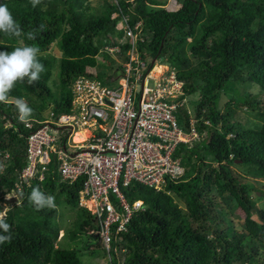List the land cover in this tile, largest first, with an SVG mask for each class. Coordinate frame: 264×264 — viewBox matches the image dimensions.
<instances>
[{"label": "trees", "instance_id": "obj_1", "mask_svg": "<svg viewBox=\"0 0 264 264\" xmlns=\"http://www.w3.org/2000/svg\"><path fill=\"white\" fill-rule=\"evenodd\" d=\"M178 1L168 7L160 0H103L97 12L90 0H41L36 7L31 0H0L22 30L20 37L0 33V51L38 46L45 69L31 85L17 82L0 102V156L9 153L0 160V212L10 226L0 235L11 237L0 243V264H88L80 256L91 240L107 264H264V203L257 201L264 198V0ZM123 19L130 27L141 23V57L161 59L183 81L194 107L176 116L183 126L193 112L197 137L175 149L179 179L160 190L134 181L126 187L128 200H142L145 210L131 216L125 231L112 232L106 249L90 233L96 224L80 204L81 179L61 181L55 156L42 179L18 177L29 133L51 112H73V81L89 76L108 85L118 76L130 48L120 42ZM53 44L58 57L49 52ZM252 85L259 90L250 93ZM15 98L32 109L30 128L18 119ZM241 108L246 123L237 118ZM35 187L54 196V208L35 209L29 202ZM238 209L243 219L236 226Z\"/></svg>", "mask_w": 264, "mask_h": 264}, {"label": "built area", "instance_id": "obj_2", "mask_svg": "<svg viewBox=\"0 0 264 264\" xmlns=\"http://www.w3.org/2000/svg\"><path fill=\"white\" fill-rule=\"evenodd\" d=\"M122 28L120 42L126 39L130 48L115 77L122 78L118 86L103 84L95 77H77L71 84L73 112L57 117L51 112L52 120L40 121L29 133L27 163L18 177L28 182L55 156L61 180L82 178L81 204L99 223L105 247L112 240V230L125 229L141 203L128 201L126 187L134 181L160 190L166 181L179 179L183 168L174 156L175 148L197 137L193 118L184 128L176 117L182 105L177 98L183 94V81L176 70L167 66L160 70L163 65L156 59L149 63L141 57L137 45L145 37L140 22L130 27L123 19ZM25 125L30 128L32 123ZM60 128L65 131L63 137L56 135ZM81 128L88 134L75 141ZM8 156L5 152L0 160L4 162Z\"/></svg>", "mask_w": 264, "mask_h": 264}, {"label": "clouds", "instance_id": "obj_3", "mask_svg": "<svg viewBox=\"0 0 264 264\" xmlns=\"http://www.w3.org/2000/svg\"><path fill=\"white\" fill-rule=\"evenodd\" d=\"M40 2H41V0H31L32 7H36L38 4H40ZM43 27L44 26L41 25L40 30H43ZM0 33H4L5 35H8L10 37H20L22 35V30H21L20 26L13 19L12 14L8 10V7L6 4H0ZM26 35H27V38L29 40H34L36 38L35 33L32 31L28 32ZM39 53H40V48L38 46H34V45H24V46H20V47H15L11 52L0 51V102H7L8 101V99H9L8 94L13 90V88L15 87L17 82H24L26 79L27 83L29 85H31L40 79V74L42 72H44L45 69H44V65L42 63H40L39 60L37 59ZM155 59H156L157 63L160 62L163 66H167L169 68L171 67L166 62H163L161 59L158 60L157 57L152 58V61L154 62ZM152 61L149 60V63H152ZM172 68H174V67H172ZM114 80H115V77L112 79V81H114ZM177 99L180 100L182 105L179 107L176 114L179 111H181V109L187 110L188 113H190V111H192V108L191 109L189 108V99L187 96H184L183 94H181L178 96ZM14 103H15V107L19 113L18 119L21 122H27L29 117L32 114V109L28 106V104L26 103V101L23 98H15ZM191 118H193L195 120V124H196L197 119H196V117H194L193 112L189 116V119H191ZM187 125H189V121L188 122L184 121L183 126L186 127ZM3 153H5V152H3ZM6 153H8V152H6ZM174 153H175V151H174ZM8 155H9V153H8ZM51 156H50V160H51ZM49 162L47 164H49ZM47 164L44 165V167H45L44 170H41L39 168L38 172L36 173V175H34L33 178L37 177L38 179H42L43 178V171H45ZM2 170H3V166L0 165V171H2ZM37 174H39V176H40V174H42V178H39V176ZM58 174H59V170H58ZM59 177H60V175H59ZM33 178H31V179H33ZM60 179H61V177H60ZM80 179H81L80 184H81V188H82V178L81 177H79L73 181H69V180L67 181L66 180L64 182L74 183L76 181H79ZM61 181H63V180H61ZM81 188L78 191L80 204H81V199H80ZM54 200H55L54 196L45 195L38 187L33 188L31 193H30V196H29V202L34 205L36 210H40V209H43L45 207L54 208L55 207ZM135 200H139V201H141V203H140L139 207H137L135 210H133V212L131 213V216L134 213H136L137 211L145 210L144 202L140 199H135ZM135 200H131V201L128 200V201L131 203ZM81 205H83V204H81ZM5 216H6V212H0V229H2L3 232L7 233L9 231L10 226L8 223L5 222V220H4ZM131 216L129 217V220H130ZM94 219H95V217H94ZM129 220H128V222H129ZM95 224H96L95 229H92L90 231V233H95V235H99L100 226H99V223L97 222L96 219H95ZM126 224H125V226H126ZM125 230H126V227L122 231H125ZM112 232H114V231L112 230ZM10 239H11L10 236L0 235V243H4L6 241H9ZM110 243H109L108 247H105L106 249L110 248ZM102 244H103V242H102ZM109 257H110V255H109Z\"/></svg>", "mask_w": 264, "mask_h": 264}, {"label": "rangeland", "instance_id": "obj_4", "mask_svg": "<svg viewBox=\"0 0 264 264\" xmlns=\"http://www.w3.org/2000/svg\"><path fill=\"white\" fill-rule=\"evenodd\" d=\"M160 1H165V5H167L168 7L169 6H173L174 5V3L176 4V3H178L179 1L178 0H160ZM90 3H91V5L93 6V7H95L97 10V12L99 11V9H101V7H99V5L101 6V4L103 3V0H90ZM123 26V22H120L119 23V27H122ZM191 40V39H190ZM50 53H53V54H55V55H57V57H58V55H59V51H58V49H57V45L56 44H53L52 45V47H51V49H50V51H49ZM115 58V57H114ZM101 61H102V63L104 62L105 63V61H103V59H101ZM121 63V62H120ZM118 65V63L116 62V63H113V66H114V68L116 67ZM165 66H161V67H159V69L161 70V69H163ZM114 71L113 70H111L109 73L110 74H112ZM122 78H119L118 80H114V81H111L108 85L109 86H118V84L120 83V81L119 80H121ZM136 88H137V90H140V84H137L136 85ZM52 89H54V87H52ZM242 89H244V87H242ZM259 89H258V87L256 86V85H252V86H250L249 88H248V91L250 92V93H254V92H257ZM229 94L230 93H227V94H223L222 95V97H221V99H220V105L221 106H223V104L226 102V101H228V97H229ZM198 97V93H195L194 95H192L191 96V98L192 99H196ZM194 107V105L192 104V102H189V108L191 109V108H193ZM47 113H49V111L47 112ZM46 118L48 119V120H52V118L50 117V115H46ZM241 122H243V123H246V117H245V114L243 113V111H242V108L240 109V111H239V113H238V117H237ZM251 120H253V121H257V119H255V118H253V117H249ZM97 124L96 123H94L93 124V126H96ZM252 125H253V123H252ZM57 127V126H56ZM80 130V132H78V134L80 135V138L81 139H83L84 137H86V135L88 134V132H87V130L86 129H79ZM56 135L57 136H60V137H63L64 135H65V131H64V129L62 130L61 128L59 129V130H57L56 131ZM258 193V192H257ZM259 194V193H258ZM258 201V204H261V203H264V198H262V199H258L257 200ZM182 206V205H181ZM183 207V206H182ZM67 212V211H66ZM65 212V213H66ZM68 214V213H67ZM236 214L237 215H235V217L233 218L234 219V225H236V226H238V225H240L241 223H242V219H243V212L240 210V209H238L237 211H236ZM239 228V227H238ZM95 242L96 241H92L91 240V242L90 243H93L92 245H91V247L89 248L90 249V251H83L82 252V256H80V258H81V260L83 261V262H86V263H88V264H107V262H108V260L106 259L107 257L106 256H103L102 254H103V252L101 251V249L99 248L100 247V245H99V247H97L96 245H94L95 244ZM99 248V249H98ZM91 250H96V254L94 255V254H89V252H91Z\"/></svg>", "mask_w": 264, "mask_h": 264}, {"label": "bare ground", "instance_id": "obj_5", "mask_svg": "<svg viewBox=\"0 0 264 264\" xmlns=\"http://www.w3.org/2000/svg\"><path fill=\"white\" fill-rule=\"evenodd\" d=\"M74 140L75 141L81 140L80 135L78 133L74 135Z\"/></svg>", "mask_w": 264, "mask_h": 264}, {"label": "water", "instance_id": "obj_6", "mask_svg": "<svg viewBox=\"0 0 264 264\" xmlns=\"http://www.w3.org/2000/svg\"><path fill=\"white\" fill-rule=\"evenodd\" d=\"M153 62V61H152Z\"/></svg>", "mask_w": 264, "mask_h": 264}]
</instances>
